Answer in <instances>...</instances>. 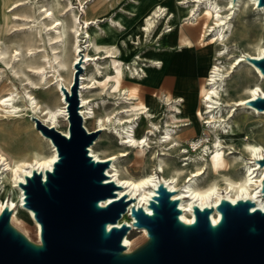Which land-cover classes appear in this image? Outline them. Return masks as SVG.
Wrapping results in <instances>:
<instances>
[{
	"label": "bare ground",
	"instance_id": "bare-ground-1",
	"mask_svg": "<svg viewBox=\"0 0 264 264\" xmlns=\"http://www.w3.org/2000/svg\"><path fill=\"white\" fill-rule=\"evenodd\" d=\"M53 1L52 7H47L45 4L39 6L40 15L44 19H50L49 22H42L43 27L53 30V34L49 35V42L53 44L52 57L46 53L36 57L38 48L34 46L35 41L28 39L33 34L32 30L24 35L27 45L25 49L13 48L14 50L9 52L0 45V68L2 65L9 66L15 78L23 82L24 76L28 82V86L24 87L25 95L10 88L4 80L0 82V122L3 126L0 128V213L6 208L12 211V226L19 216H27L33 220L38 242L41 241V225L35 219L34 212L25 207V192L20 184L25 183L26 177L31 176L35 170L41 173L52 170L54 163L58 160V151L52 140L37 128L36 120L68 135L69 113L66 95L72 94L74 78L78 72L76 65L83 62L86 70V63L94 61L97 72H104L106 73L104 77H107L109 76L108 63L112 58L118 59L120 54L115 45L118 39L114 31L115 25H121L120 20L111 18L105 22L108 33L104 37L98 31L103 22L102 19L88 17V3L92 4L96 0H79L82 7L81 13L75 10L71 0ZM162 1H131L133 4H130L129 9L138 16L134 27H140L139 29L146 35H160L161 38L164 35L174 34L175 37L184 23L197 25L203 20H208L210 23L206 26L204 36L210 44L219 46L210 64L206 83L200 90V103L205 109L203 120L199 115L194 116L185 111L186 99L181 96L155 95L151 101L142 104L137 88L125 87L127 79L122 76L124 64L119 59L121 69H114L115 83L109 82L110 88L106 90L107 94L114 92L116 103H120L113 112H106L100 106L95 108L91 104L92 95L83 93L84 88H89L90 82H93L92 86L97 84L94 73L87 75L84 72L80 75L79 113L85 129L90 133L95 130H111V136L119 140L117 145L125 147L124 150L116 153H108L109 149L96 151L95 147L100 136L89 146V153L96 161H109L106 181L114 182L120 187L116 190V199L126 197L130 202L127 212L117 223L118 226L125 223L131 227L130 232L123 239L125 253H129L133 244L130 233L136 229L132 210L143 207L151 213L149 202L158 195L157 189L160 184L172 191L173 200H178L181 211L179 217L186 224L195 221L194 207L196 205L200 209L205 207L216 209L223 199L231 203L249 200L254 203L252 209L264 210L262 192L264 166L260 165V161L264 159V110H258L251 105L253 100L264 97V74L251 61V59L264 57V6L258 5L259 0L244 2L226 0V3H222V0H172L170 5L163 4ZM104 2L110 5L109 0H101L96 6ZM25 4V0H16L12 3L10 0H0V31L11 19V15L7 12L9 8L14 11L15 19L23 18L26 21L23 25L29 22L36 23L32 15L21 14ZM254 6L259 8V11L248 20L247 17L250 16ZM53 9H57L59 13L68 14L66 23L56 16ZM161 22L163 25L169 23L172 30L165 32V27L161 28ZM237 22L246 25L253 22L256 28V40L246 41L250 50L238 49L237 44L234 43ZM28 26L31 28L35 25ZM188 44L191 45L192 41ZM235 52L238 53L235 54ZM102 55L107 59L103 63L95 60V56L102 57ZM42 58L43 64H37L36 60ZM223 59L232 60L226 65ZM160 66L161 62L150 59L148 63L131 69L129 75L135 80H142L147 77L146 68ZM104 68L105 70H102ZM29 72L33 73L35 79L29 77ZM235 73L239 76L250 74L249 79L244 82L232 83L236 88L237 96L229 92L231 86L229 80ZM1 75L0 72V78ZM88 78L90 82H86ZM42 85L49 86L48 94L52 90L51 87L55 86L54 88L61 93L63 108L41 101L33 94V89L37 90ZM104 90L101 88V91ZM241 106H244L242 110L246 109V115L237 117ZM162 111H166V120L165 125L160 126L155 120ZM28 113L33 114L30 121L31 127L37 131V138L50 145L52 149L50 155L41 150L36 140L34 142L30 139V142L23 141V143L20 141L26 131L21 128L19 122L24 121ZM60 115L67 122L66 130H61L58 126ZM251 117L254 118L253 121H250ZM11 122L14 124L11 125ZM252 124L257 126L253 127ZM5 125L11 126V131H8ZM196 126L203 128L206 132L207 137L202 141L203 143L200 141L199 145V141L192 140L191 149L181 146L187 139L181 132L185 129L186 131L195 130ZM9 135L15 136L18 140L15 152L7 148L5 144L9 141ZM2 139L5 142H2ZM128 149L134 151L136 167L144 162L149 154L154 155L151 171L139 177L124 174L118 165V160L130 154L126 153ZM151 149H153L152 152ZM167 157H171L172 161H167ZM180 157H183L181 162L183 161L184 164L178 163ZM185 172L186 174L183 175ZM210 176H212L211 179H209ZM16 198H19L20 202L17 210ZM113 199L109 198L103 204ZM220 217L221 214L217 211L210 215L213 224H217ZM142 231L149 239L148 231L141 228ZM25 236L32 241L28 234Z\"/></svg>",
	"mask_w": 264,
	"mask_h": 264
},
{
	"label": "water",
	"instance_id": "water-1",
	"mask_svg": "<svg viewBox=\"0 0 264 264\" xmlns=\"http://www.w3.org/2000/svg\"><path fill=\"white\" fill-rule=\"evenodd\" d=\"M258 5L264 6V0ZM264 74V57L251 59ZM66 95L69 134L36 120L37 128L49 137L58 151L53 169L33 171L20 186L25 207L41 225V243L30 241L11 224L12 211L0 213V264H264V210L253 202L223 199L217 208L194 207L195 221L180 220L178 200L160 184L149 202L152 210L134 208L135 226L148 231V241L125 253L124 237L130 226L118 221L127 212L126 197L116 199L120 188L107 182L109 161H96L89 146L100 131L88 132L79 113L81 64ZM264 110V97L251 102ZM264 166V159L260 161ZM264 194V179L262 181ZM109 198L111 202L103 204ZM221 214L217 224L210 215Z\"/></svg>",
	"mask_w": 264,
	"mask_h": 264
},
{
	"label": "rangeland",
	"instance_id": "rangeland-1",
	"mask_svg": "<svg viewBox=\"0 0 264 264\" xmlns=\"http://www.w3.org/2000/svg\"><path fill=\"white\" fill-rule=\"evenodd\" d=\"M16 0H10V3L15 2ZM26 4L22 8L23 10L21 11V14H29L32 15V17L36 20V23L34 22H29L27 25H23L26 21L22 19H15L13 16L14 11H11L12 9L9 8L7 9L8 14L11 15V19L8 21L7 26L0 31V45L3 47V49L8 50L9 52L13 51L16 48L22 47L23 49L27 48V45L25 44V34H28L29 31L33 32L28 39L30 41H35L34 46L38 48V52L36 54V57H39L42 54H48L50 57L53 55L52 51V45L49 42V35L52 33L53 30L45 29L42 25V22L44 21H50V19H44L39 12V6L41 4H45L47 7H52L54 4L53 0H25ZM73 3V6L76 11H79L81 13L82 7L79 4V0H71ZM101 0H96L94 3L90 4L89 2V8H88V17L89 18H100L102 19L103 22L100 24V28L98 31L104 35V37L107 36L108 33V28L106 27L105 22L109 21L111 18H114L115 20H120V24H117L114 26V31L117 36L118 41L116 42V47L119 49L120 54L118 55V59L124 64L123 66V73L122 76L124 79H127V84L125 87L127 88H137L140 99L142 100V104L147 103L152 100L153 96H148L146 95L148 91L150 90V86L147 84L149 81L150 73L152 72V67L151 68H146L147 71V77L143 78L142 80H135L130 77V71L133 69L135 66L143 65L145 63H148L150 59H154L155 55L160 51V50H165L166 48L169 47L168 45V39L170 35H164L160 38V35H154V34H144L139 28H135L134 26L137 23V14L134 13L129 9L130 4H133L131 1L135 0H109L110 5L108 2H104L100 4V6H96L97 3H99ZM172 0H163V4H168L170 5ZM245 0H242L244 2ZM222 3H226V0H222ZM112 4V6H111ZM242 6V3H241ZM56 16L59 18L63 19L64 23H66V13L65 12H58L57 9H53ZM259 11V8L252 7L250 16H248V20L250 18H253L255 16L256 12ZM121 12V13H120ZM108 14V15H107ZM105 15V16H104ZM107 15V16H106ZM192 20V19H191ZM12 21V22H11ZM193 21V20H192ZM210 23L208 20H203L201 23L197 25H193V23H184L183 26L181 27L180 32L184 31L185 34L182 36V41H191L189 38L186 37V33L195 38H199L201 41H199L200 45H202L204 49V55L206 56V61L204 64V72H203V77H202V84L201 87L196 93L195 98H193L191 101L186 102V107L185 111L192 114V115H199L200 119L205 117V109L204 106L201 105L200 103V90L202 86L206 83L207 79V74L208 70L210 67L211 62L215 58V52L216 49L219 48V46H214V44H210L208 42V39H206L205 35V30L207 24ZM35 25L34 27L32 26L31 28H28V25ZM161 28L165 27V32H169L172 30V26L167 23L166 25H163V23H160ZM250 25V26H249ZM123 27V28H122ZM37 28L38 30H36ZM117 31V32H116ZM141 31V32H139ZM40 33V34H38ZM121 33V34H120ZM163 33V31H162ZM256 28L253 24V22L242 24L240 22H237L236 25V30H235V37H234V43L237 44L238 49H246L250 50L248 44L246 41H255L256 40ZM141 35V36H140ZM130 37V38H129ZM205 37V38H204ZM129 38V39H128ZM246 39V40H245ZM134 40V41H133ZM131 42V43H130ZM163 45V47H162ZM210 45V46H209ZM14 48V49H13ZM13 49V50H12ZM238 52H235L237 54ZM83 56V53H81ZM104 55L102 57L95 56V60H97L100 63H103L105 60ZM81 57V56H80ZM118 59L112 58L110 62L108 63V72L109 76L104 77V72L103 73H98L97 68L94 65V61H89L86 63L87 69L85 70L83 67V62H81V67H82V72L87 75H91L94 73V76L96 78L97 84H93V82H90V79L88 78L86 82H90L89 88L85 89L84 88V95H92L91 97V104L97 108L98 106L102 107L105 109L106 112H113V110L120 104L116 103V95L114 92L112 94H107L106 90H108V87L110 88L109 82L115 83V76L116 74L114 73V69L119 70L121 69V63ZM84 60V58H82ZM232 59H223L224 63L228 65L231 62ZM37 64H43V58L40 60H36ZM129 67V69H128ZM0 72L2 73V77L0 78V82L4 80L5 83L9 84L10 88L16 89L19 91L22 95H25V89L24 87L28 86L27 85V80L25 79L26 77H22L24 80L23 82L19 78H15L14 75L11 72V67L2 65L0 68ZM102 70H105L102 69ZM29 77L31 79H35L33 76V73L29 72ZM81 75V74H80ZM249 73L244 74V76H239V74H234L232 79L229 80L230 83V89L229 92L235 96L236 94V88L233 85L234 83L237 82H244L246 79H249ZM138 79V77H136ZM240 79V80H239ZM131 80V81H130ZM233 83V84H232ZM15 85V86H13ZM233 85V86H232ZM37 90L33 89V94L41 101H46L50 103L51 105H58L60 108L64 107V104L61 100V93L55 89V86H52V90H50V94L47 93L49 90V86L47 85H42L39 86ZM101 88L105 89L104 91H101ZM79 89H80V78H79V88H78V95H79ZM29 90H31L29 88ZM113 91V90H112ZM6 93V92H4ZM80 98V97H79ZM27 99V98H26ZM26 104L28 105V102L26 101ZM29 106V105H28ZM244 106H241L238 109V114L237 117H244L246 115V109L242 110ZM165 109V108H164ZM166 110V109H165ZM242 111V112H241ZM166 112V111H165ZM165 112L162 111L159 117L155 120L160 126L165 125V120H166V115ZM32 113H28L25 117L24 121L19 122L21 125V128L26 131V133L20 138V141L23 143V141L30 142V139L32 141L36 140V144H40L41 150L47 154H51V147L50 145L37 138V131L31 127V116ZM59 128L61 130H66L67 129V122L65 121L64 117L60 115L59 118ZM203 120V119H202ZM254 118L251 117L250 121H253ZM18 123V124H19ZM13 125L14 123H10ZM201 124V121H200ZM69 125V124H68ZM147 126V125H146ZM253 127H256L257 124H252ZM3 127L1 122H0V128ZM5 127H8V131H11V126L5 125ZM96 131V130H95ZM257 132V129L255 130ZM264 132V131H263ZM205 130L201 127H197L195 130H190L186 131V129L181 132L182 136L187 137L186 141L181 144V146H186L189 147L190 149L192 148L190 142L192 140H196L195 142L199 141V145L205 138L207 137L205 135ZM111 130L108 131H100L99 136L100 140L98 141L95 150L96 151H104L109 149L108 153H116L118 151L124 150V146L117 145V140L116 137L111 136ZM98 136V137H99ZM9 141L7 143L5 142L4 139H2V142H5L7 148H9L11 151L15 152V147L18 146L17 142L18 140L16 139L15 136L9 135ZM97 140V139H96ZM95 140V141H96ZM19 141V142H20ZM201 141V142H200ZM203 143V142H202ZM211 143V139H210ZM154 145V144H153ZM158 149V148H156ZM153 149H151L152 152ZM159 152H161L159 150ZM126 153H130L128 156H123L120 157L118 160V165L120 166V169L123 171L124 174H131L134 177H139L141 175L146 174L147 172L151 171L154 165V160L153 156L154 155H148L146 160L144 162H141L139 166H134V151L131 149H128ZM167 161L171 162L172 158L167 157ZM170 159V160H169ZM183 157H180L178 159V163L184 164V162L181 160ZM139 167V168H138ZM138 168V169H137ZM186 172L183 174L185 175ZM212 176L209 177L211 179ZM9 197L11 198V194H9ZM16 210L19 207V198H16ZM30 222H28V221ZM13 223V222H12ZM20 231L21 233L25 235H29L30 239L34 243H41L38 242L36 238V227L34 224V221L29 219L27 216H23L17 219L15 224L13 223V227ZM130 232V231H129ZM128 232V233H129ZM130 238L133 241L132 246L130 247L129 252H133L136 249L140 248L143 246L148 239L145 237L143 231L141 232V228L136 227V229L132 230L130 233Z\"/></svg>",
	"mask_w": 264,
	"mask_h": 264
},
{
	"label": "crops",
	"instance_id": "crops-1",
	"mask_svg": "<svg viewBox=\"0 0 264 264\" xmlns=\"http://www.w3.org/2000/svg\"><path fill=\"white\" fill-rule=\"evenodd\" d=\"M183 34L184 31L176 33L175 37L171 35L168 39L169 47L155 55L154 59L161 62V66L152 67L147 83L150 90L146 95L181 96L186 102L195 98L202 84L206 56L199 38L186 33V37L192 41L190 45L182 41Z\"/></svg>",
	"mask_w": 264,
	"mask_h": 264
}]
</instances>
